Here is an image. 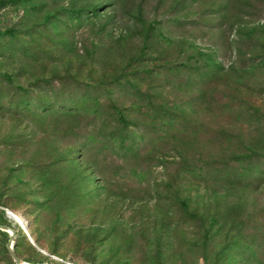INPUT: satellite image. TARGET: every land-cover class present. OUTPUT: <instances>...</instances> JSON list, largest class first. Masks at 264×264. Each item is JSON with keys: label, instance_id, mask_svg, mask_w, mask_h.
<instances>
[{"label": "rangeland", "instance_id": "374dc122", "mask_svg": "<svg viewBox=\"0 0 264 264\" xmlns=\"http://www.w3.org/2000/svg\"><path fill=\"white\" fill-rule=\"evenodd\" d=\"M0 33L23 263L264 264V0H0Z\"/></svg>", "mask_w": 264, "mask_h": 264}, {"label": "water", "instance_id": "95a60500", "mask_svg": "<svg viewBox=\"0 0 264 264\" xmlns=\"http://www.w3.org/2000/svg\"><path fill=\"white\" fill-rule=\"evenodd\" d=\"M5 215L7 217V212H6ZM25 225L27 227V224L26 223H25ZM27 230L28 229L25 228L23 232L25 233L26 237L29 239L30 243H32V240H31V238H30ZM0 232L8 233L9 234V240L7 242L6 248H7L8 253H9L11 259L13 260V262L15 264H23V262L17 257V255L13 251V241H14L15 236H16L15 232L12 229H10L9 227L5 226V225H0Z\"/></svg>", "mask_w": 264, "mask_h": 264}, {"label": "trees", "instance_id": "16d2710c", "mask_svg": "<svg viewBox=\"0 0 264 264\" xmlns=\"http://www.w3.org/2000/svg\"><path fill=\"white\" fill-rule=\"evenodd\" d=\"M25 1H27V0H25ZM2 35H5V33H0V36H2ZM112 111L115 112L114 118L116 120V123L121 125L122 128H126L128 122L125 119V116L122 114V112L118 108H115V107H112ZM9 264H15V263L12 260V263H9Z\"/></svg>", "mask_w": 264, "mask_h": 264}, {"label": "bare ground", "instance_id": "6f19581e", "mask_svg": "<svg viewBox=\"0 0 264 264\" xmlns=\"http://www.w3.org/2000/svg\"><path fill=\"white\" fill-rule=\"evenodd\" d=\"M7 217L10 219V220H12L13 222H19L21 225H24L25 224V221H24V219H23V221L22 220H20L15 214H12V213H10V212H7ZM24 222V223H23ZM25 228H27V227H24L23 228V230L25 229ZM23 264H26V263H23Z\"/></svg>", "mask_w": 264, "mask_h": 264}]
</instances>
